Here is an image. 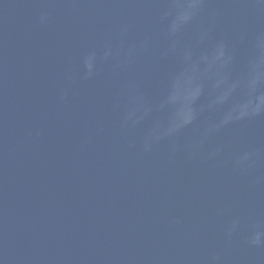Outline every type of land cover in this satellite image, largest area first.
Listing matches in <instances>:
<instances>
[{"label": "water", "instance_id": "water-1", "mask_svg": "<svg viewBox=\"0 0 264 264\" xmlns=\"http://www.w3.org/2000/svg\"><path fill=\"white\" fill-rule=\"evenodd\" d=\"M0 264H264V0H0Z\"/></svg>", "mask_w": 264, "mask_h": 264}, {"label": "clouds", "instance_id": "clouds-1", "mask_svg": "<svg viewBox=\"0 0 264 264\" xmlns=\"http://www.w3.org/2000/svg\"><path fill=\"white\" fill-rule=\"evenodd\" d=\"M258 242V241H257Z\"/></svg>", "mask_w": 264, "mask_h": 264}]
</instances>
